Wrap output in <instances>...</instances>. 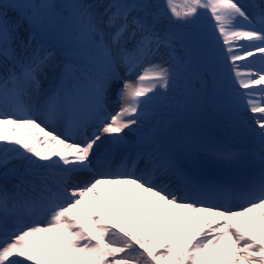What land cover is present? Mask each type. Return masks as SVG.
<instances>
[{
    "label": "snow or ice",
    "instance_id": "6c2138e0",
    "mask_svg": "<svg viewBox=\"0 0 264 264\" xmlns=\"http://www.w3.org/2000/svg\"><path fill=\"white\" fill-rule=\"evenodd\" d=\"M202 12L214 55L195 31ZM50 19L68 29L55 42ZM76 63L101 70L88 115L62 135L46 125L75 94L42 84ZM177 80L246 125L254 163L237 178L199 175L187 134L139 135ZM0 264H264V0H0Z\"/></svg>",
    "mask_w": 264,
    "mask_h": 264
},
{
    "label": "rangeland",
    "instance_id": "374dc122",
    "mask_svg": "<svg viewBox=\"0 0 264 264\" xmlns=\"http://www.w3.org/2000/svg\"><path fill=\"white\" fill-rule=\"evenodd\" d=\"M7 2H12V0H7ZM31 2L41 3L43 0H31ZM57 2H61V0H57ZM63 2L70 3L71 0H63ZM48 27L51 29L53 42L58 36L65 34L68 30L64 22L57 19H50ZM176 30L180 33L192 31L191 28L180 26H177ZM195 31L203 38L208 53L214 55L217 48L216 40L213 37L216 34L210 14L201 13L195 25ZM74 69L73 72L63 79H61L59 72L50 76L48 80L43 82L42 92L47 95L62 86L64 92L75 94L72 104L75 108V113L78 115L76 119H79L86 117L89 113V110L80 113L79 107L84 104L87 98L91 97V91L89 81L85 80L81 66L76 63L74 64ZM98 70L101 69L98 67L91 69L85 75H92ZM129 78L134 80L135 74ZM117 107L118 104L113 92L110 95L107 110L108 112H114ZM147 110L149 113L154 114V119L144 122L139 130V135L147 138L152 125L169 128L176 134H187L192 140V149L195 154L194 169L199 175L209 180L220 182L233 180L238 177L241 171L246 170V165L254 163L252 155L254 147L251 146L254 144V140L246 125L235 117L229 107L219 103L213 105L211 102L204 101L200 96L190 92L181 80H177L167 93L163 92V90L158 91L152 103L147 106ZM37 118L42 122L44 121L43 116H38ZM61 122L59 118L54 122H47L46 126L58 134L67 135L69 125L63 120ZM92 130L89 127L87 131L91 132ZM71 139L79 142L81 137L73 136ZM128 140L135 142L137 136L129 133ZM148 146L147 142L141 145V147ZM217 148L240 151L243 153V158L240 163L219 160L211 151ZM82 175L87 176L88 174ZM108 203L112 204L117 211H121L115 201L109 200ZM232 207L235 209L238 205H232Z\"/></svg>",
    "mask_w": 264,
    "mask_h": 264
}]
</instances>
